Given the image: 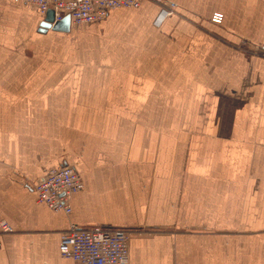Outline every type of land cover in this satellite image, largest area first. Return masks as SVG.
<instances>
[{
    "label": "crops",
    "instance_id": "0c3cea01",
    "mask_svg": "<svg viewBox=\"0 0 264 264\" xmlns=\"http://www.w3.org/2000/svg\"><path fill=\"white\" fill-rule=\"evenodd\" d=\"M168 1L177 5L175 13L209 4ZM132 10L125 16L115 10L90 26L108 35L133 23L147 25L159 6L146 2ZM220 12L235 41L244 37L264 49V0H221ZM176 14L162 31L182 24ZM18 36L0 35V222L12 227L0 231V264H78L59 251L72 224L126 229L125 264H264V55L255 53L246 64L235 59L233 80L221 81V112L228 118L221 130L202 133L221 136L212 153L202 139L190 138L198 129L130 126L149 111L146 100L161 99L160 75L147 79L145 64L109 65L111 74L97 69L90 81L78 78L77 70H57L61 74L51 79L49 65L17 62ZM177 70L157 65L154 73ZM67 120L75 123L67 126ZM214 156L221 157L223 236L210 245L209 216L220 207L210 196ZM62 165L74 167L85 186L71 197L70 215L38 202L35 191L49 169Z\"/></svg>",
    "mask_w": 264,
    "mask_h": 264
},
{
    "label": "rangeland",
    "instance_id": "374dc122",
    "mask_svg": "<svg viewBox=\"0 0 264 264\" xmlns=\"http://www.w3.org/2000/svg\"><path fill=\"white\" fill-rule=\"evenodd\" d=\"M3 1L0 4V35H19L18 63L49 65L53 70L50 73L51 79L61 73L68 75L72 72L74 75L73 70H77L75 74L84 81H90L91 76L94 79V75L98 74L97 69L103 70L105 75L111 74L105 70L109 65L145 64L144 74L147 79L160 75L161 99L146 100L149 111L140 114L139 119L130 120V126L198 129L194 133L195 137L190 138L202 139L212 153L218 144L214 140L221 143V136L217 139L216 136H205L202 133L207 128L210 131L221 130L223 121L228 118L227 112H221V81L233 80L235 59L239 62L241 56L242 63L246 64L249 63V58H256L255 53L264 55V49L259 47L256 50L255 45H250L244 37L235 41L234 35L228 34L227 26H222L223 14L222 22H214V15L221 14V0H209L208 6L191 9L192 12L177 9L179 12L174 15L178 16L182 24L167 33L162 31V24L158 25L155 19V22L148 21L147 25L133 23V27L126 26L108 35H100L101 31L96 27L91 28L92 26L74 27L67 35H39V23L44 19L42 15L34 9L31 12L15 0ZM120 10L128 12L123 16L133 11ZM176 28H180L177 34ZM236 52L242 55L234 54ZM157 65L160 68L161 65L176 66L178 70L154 73ZM223 70L224 73L221 72ZM167 90L175 91V97L166 95ZM227 90L230 93L233 87H227ZM89 108V105H83V110L90 113ZM82 122L84 124L88 121L82 119ZM66 123H71L67 126H72L75 120H67ZM198 134L203 137H197ZM210 163V175L213 177L210 196L220 199L215 201L220 207L211 210L210 230L205 235L211 241L210 245H216L213 240H221L223 236L221 214L218 215V212L221 213V157H211ZM194 222L201 223V220Z\"/></svg>",
    "mask_w": 264,
    "mask_h": 264
},
{
    "label": "built area",
    "instance_id": "2783aa9c",
    "mask_svg": "<svg viewBox=\"0 0 264 264\" xmlns=\"http://www.w3.org/2000/svg\"><path fill=\"white\" fill-rule=\"evenodd\" d=\"M29 5L42 16L48 11L55 14V23L67 16L71 26H90L105 21L111 12L120 9H139L144 3L159 6L156 23L161 25L176 10V4L168 0H15ZM1 2V0H0ZM214 22L223 20L222 14L213 17ZM84 183L76 169L62 165L49 169L36 183L38 202L54 212L72 213L71 197L84 189ZM0 231L12 232L5 221ZM129 232L124 228L108 226L83 227L72 224L62 235L59 251L61 257L78 264H125L129 257ZM0 242V248H1Z\"/></svg>",
    "mask_w": 264,
    "mask_h": 264
},
{
    "label": "water",
    "instance_id": "95a60500",
    "mask_svg": "<svg viewBox=\"0 0 264 264\" xmlns=\"http://www.w3.org/2000/svg\"><path fill=\"white\" fill-rule=\"evenodd\" d=\"M63 32L69 33L71 30V19L67 16L62 21L55 23V14L53 11H48L44 16V19L41 21L38 32L45 34L48 31Z\"/></svg>",
    "mask_w": 264,
    "mask_h": 264
},
{
    "label": "flooded vegetation",
    "instance_id": "af4514ba",
    "mask_svg": "<svg viewBox=\"0 0 264 264\" xmlns=\"http://www.w3.org/2000/svg\"><path fill=\"white\" fill-rule=\"evenodd\" d=\"M71 28H74V26H71Z\"/></svg>",
    "mask_w": 264,
    "mask_h": 264
}]
</instances>
